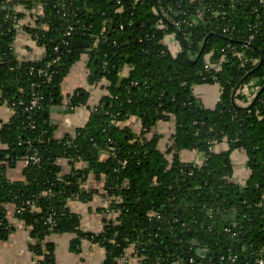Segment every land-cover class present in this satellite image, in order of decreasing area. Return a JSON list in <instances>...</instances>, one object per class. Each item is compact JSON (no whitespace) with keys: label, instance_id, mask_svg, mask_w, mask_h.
Returning <instances> with one entry per match:
<instances>
[{"label":"trees","instance_id":"1","mask_svg":"<svg viewBox=\"0 0 264 264\" xmlns=\"http://www.w3.org/2000/svg\"><path fill=\"white\" fill-rule=\"evenodd\" d=\"M18 4L43 9L34 25L25 26L44 47L42 59L20 61L15 54L23 17L15 10ZM231 4L0 0V106L15 111L8 123L0 120V144L5 145L0 150V238L15 230L7 212L13 205L29 228L35 264H55V246L47 238L64 233L76 235L74 252L81 251L82 240L103 247L105 264H117L131 245L144 264H259L264 259V89L247 107L232 100L245 77L244 83L257 79L264 85V9L254 0ZM226 23L235 24V30L223 33L218 26ZM168 36L180 47L176 55L165 42ZM75 41L89 43L88 80H106L108 95L74 135L56 139L50 108L73 110L90 98L84 88L67 98L62 94L64 78L86 50L75 47ZM221 59L219 71H204L207 61ZM204 82L222 88L213 110L198 104L193 94V86ZM35 96L41 98L39 106L27 110ZM131 116L141 121L138 135L122 126ZM172 117L175 134L168 158L158 148L159 135H146ZM223 140L228 151L209 152L212 143ZM192 149L208 154L204 165L182 162L180 152ZM235 149L248 155L251 173L244 185L231 181ZM35 151L38 162L30 159ZM27 158L23 179L10 180L8 168ZM62 158L87 166L65 175L58 162ZM91 173L104 177L106 196L114 197L108 211L116 217L100 233L82 230L80 215L68 206L70 200H92L96 192L83 188Z\"/></svg>","mask_w":264,"mask_h":264},{"label":"crops","instance_id":"2","mask_svg":"<svg viewBox=\"0 0 264 264\" xmlns=\"http://www.w3.org/2000/svg\"><path fill=\"white\" fill-rule=\"evenodd\" d=\"M18 12L23 14V17L17 24V35L14 40V51L20 61H36L45 56L44 47L40 46L35 39H33L26 31L25 26L33 21L34 16L43 13V9L34 7L29 11L24 10L21 5L17 6ZM169 49L173 55L180 51L177 41L172 36L165 39ZM88 54H85L81 59L71 68L68 75L64 78L62 83V94L65 98L73 94L78 88L89 90L90 98L86 106L73 109L72 113L60 114L50 113V122L56 126L54 137L62 139L67 135H74L78 128L83 127L90 116L91 109L95 107L102 98L108 95L106 89V80H102L98 84H90L89 68H88ZM210 55H207L209 60ZM128 68L125 67L123 75H127ZM244 84V83H243ZM259 82L253 79L245 83L243 89L239 87L237 94L239 98L235 99L237 105L247 107L255 98L258 90ZM242 88V89H241ZM193 93L195 97L201 102L205 109L213 110L220 102L222 95V88L216 82H204L193 86ZM69 109L66 106H60ZM14 109L7 105L0 106V120L8 123L13 117ZM122 126L129 128L133 133L138 135L142 130L141 121L136 116L128 118ZM175 134V123L173 117L167 121H159L157 125L149 132L146 137L153 138L159 135L158 148L168 158L172 154L168 153L169 148L173 144ZM5 145L0 144V150L4 149ZM229 144L226 140L216 145V152L222 153L229 150ZM103 154L102 157H105ZM204 152L192 149L182 150L180 152V159L184 163L201 164L204 161ZM233 165V175L231 181L236 184L244 185L250 176V169L248 166V155L243 149H235L230 154ZM62 168V174L68 175L72 169H83L87 164L83 161H78L74 165L67 158L58 160ZM26 166L24 161H19L15 167H10L7 170V177L10 180L23 179V169ZM106 183L104 177L98 179L95 174L91 173L83 184V188L87 191L94 190L96 193L89 202H82L80 200H70L68 206L71 211L78 213L81 217V228L84 231L100 233L106 221L115 219V215L104 213L108 206L104 201L106 197ZM120 198H118L119 202ZM8 219L14 224L15 230L7 238H0V264H35L38 257L30 247L31 238L29 228L23 221L16 216L15 207L8 205L7 207ZM76 238L74 233L51 234L47 241L55 246V264H105L106 251L99 244L92 243L87 240H82L81 251L74 252L71 248L72 241ZM117 264H144L142 259L137 255L134 245L128 247L122 258L118 260Z\"/></svg>","mask_w":264,"mask_h":264},{"label":"built area","instance_id":"3","mask_svg":"<svg viewBox=\"0 0 264 264\" xmlns=\"http://www.w3.org/2000/svg\"><path fill=\"white\" fill-rule=\"evenodd\" d=\"M122 0H117V2L118 3H120ZM137 1H140V0H137ZM225 1H227V0H225ZM243 1H246V0H232V4L231 5H236V4H238V3H241V2H243ZM255 2H257V4H258V8L260 7H262L263 9H264V0H254ZM19 5V4H18ZM18 5H16L15 6V10L16 11H18L17 10V6ZM22 6V5H21ZM39 8H42L41 6H38ZM257 8V9H258ZM257 9H256V11H257ZM24 10H26V11H29L30 9H26V8H24ZM30 12V11H29ZM200 12V11H199ZM43 14V13H42ZM42 14H39V15H37V16H40V15H42ZM219 15H222V17H224V15H225V12L224 13H221V14H219ZM37 16H34V18H33V21L32 22H30V24L29 25H34L35 24V18L37 17ZM194 23V22H193ZM123 26H121V28H122ZM221 30H222V32L223 33H225V34H227V33H230V32H232L233 30H235V28H236V25L235 24H233V23H230V24H222V26L220 27V25L218 26ZM70 33H69V31L67 32V35H69ZM254 39V34H252L250 37H249V40H248V42H246V44H245V46H248L250 43H251V41ZM167 44V43H166ZM168 45V44H167ZM169 47V46H168ZM239 56H240V54H239ZM223 59H221L219 62H217V63H209V61H207V64L205 65V70L204 71H206V72H208V73H210L211 71H219L220 69H221V67H222V64H223ZM253 63H257V60H253ZM40 73H43V70H40ZM245 84V83H244ZM243 84V85H244ZM242 87V86H241ZM261 89V86L260 85H258V90H256L257 92L259 91ZM238 91V90H237ZM237 93V92H236ZM236 95V94H235ZM40 97H34L32 100H31V103H30V105L27 107V110H30V109H35V108H37L38 106H39V103H40ZM216 145H217V143H212V145H210V147H209V152L210 153H213V152H216ZM38 155V153H37V151H35L34 152V154L32 155V157L30 158V159H32L33 161H35V162H38L39 161V157L37 156ZM204 155H205V157H204V161L201 163V164H198V165H204L205 163H206V161H207V159H208V154L206 153V152H204ZM29 162V158H27V159H25L24 160V163L25 164H27ZM123 164H125L126 162L124 161V162H122ZM114 199V197H111V196H106L105 198H104V201H105V203L107 204V206L109 207V205H110V203H111V201ZM107 212H109L108 211V209H107V211L106 212H104V213H107ZM110 214H113V215H115L116 216V214L115 213H110ZM191 262H194V259H191ZM258 263L259 264H264V259H259L258 260ZM198 264H201V263H198ZM208 264H211V263H208Z\"/></svg>","mask_w":264,"mask_h":264},{"label":"water","instance_id":"4","mask_svg":"<svg viewBox=\"0 0 264 264\" xmlns=\"http://www.w3.org/2000/svg\"><path fill=\"white\" fill-rule=\"evenodd\" d=\"M73 45L75 47H83V48H86L85 53L88 54V55L91 54V49H90L89 43L82 42V41H75L73 43ZM203 50H204V46L201 48V50H200L198 56L195 58L194 62H196L199 59V57L203 53ZM245 80H246V77L244 79H242V81L237 85V87L234 90L233 98H232L234 104H236V102H235V94H236L237 90L239 89V87L245 82ZM262 89H264V85L261 87V90ZM197 103L201 105V102L199 100L197 101ZM49 112L50 113L68 114V113H72L73 110L72 109H65V108L60 107V106H53V107L50 108V111ZM197 252H198V254H201L202 253V250L201 249H198Z\"/></svg>","mask_w":264,"mask_h":264},{"label":"rangeland","instance_id":"5","mask_svg":"<svg viewBox=\"0 0 264 264\" xmlns=\"http://www.w3.org/2000/svg\"><path fill=\"white\" fill-rule=\"evenodd\" d=\"M242 86H243V84H242ZM242 88H243V89H245V87H244V86H243ZM242 88H241V89H242ZM193 94H194V93H193ZM109 213H110V211L108 212V214H109Z\"/></svg>","mask_w":264,"mask_h":264}]
</instances>
